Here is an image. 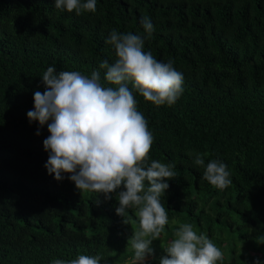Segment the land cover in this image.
<instances>
[{
    "label": "trees",
    "instance_id": "1",
    "mask_svg": "<svg viewBox=\"0 0 264 264\" xmlns=\"http://www.w3.org/2000/svg\"><path fill=\"white\" fill-rule=\"evenodd\" d=\"M143 16L154 27L144 51L183 74L171 106L134 92L153 135L149 163H174L176 173L161 197L169 222L144 264H159L184 223L222 251L217 264H264V0H97L94 13L80 15L54 0H0V264L78 255L130 264L136 209H126L125 224L115 213L118 193L105 200L80 193L67 173L61 181L49 175L47 124L27 112L49 66L88 77L99 70L102 85L115 87L99 69L116 59L106 40L113 29L144 37ZM195 153L205 165L223 162L231 184L205 181Z\"/></svg>",
    "mask_w": 264,
    "mask_h": 264
},
{
    "label": "clouds",
    "instance_id": "2",
    "mask_svg": "<svg viewBox=\"0 0 264 264\" xmlns=\"http://www.w3.org/2000/svg\"><path fill=\"white\" fill-rule=\"evenodd\" d=\"M54 2L57 9L80 15L94 13L97 0ZM140 23L144 37L113 29L106 40L116 59L111 64L102 61L99 69L104 70V81L115 87L102 85L99 70L88 77L77 71L56 72L49 66L41 79L45 90L34 93L33 109L27 112L30 122L41 127L47 124L50 135L43 148L49 153L44 165L49 175L61 181L62 173H67L80 193H103L105 200L118 193L115 213L125 224L126 209H136L139 230L131 238L134 255L130 264H144L153 254L150 245L169 222L161 197L169 188L167 181L176 176L174 163H149L153 135L137 110L134 92L155 106H171L183 91V74L173 62H160L144 51V40L154 27L147 16L141 17ZM193 162L204 168L202 178L214 188L223 190L231 184L223 162L212 159L205 165L200 153L194 154ZM121 186L123 190L117 191ZM164 252L159 264H217L223 260L216 244L206 235H198L188 223L180 224ZM101 259L100 255H78L68 261L54 259L51 264H100Z\"/></svg>",
    "mask_w": 264,
    "mask_h": 264
}]
</instances>
